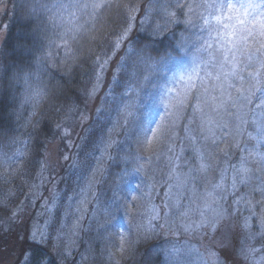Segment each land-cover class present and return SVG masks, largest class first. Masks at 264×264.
Listing matches in <instances>:
<instances>
[{"label": "snow or ice", "instance_id": "6c2138e0", "mask_svg": "<svg viewBox=\"0 0 264 264\" xmlns=\"http://www.w3.org/2000/svg\"><path fill=\"white\" fill-rule=\"evenodd\" d=\"M104 6L105 0H67V2L55 0L52 4L47 0H33L32 13L37 16L51 13L49 20H53L57 14L60 19H65L66 16L75 18L78 13L88 10L95 12ZM200 7L210 9L213 15L216 11L221 13L226 11L230 16L237 14L243 18V24L251 23L252 27L245 28L247 35L241 43H233L231 48L224 46L218 53L210 52L213 59L205 61L204 67H201L200 60L193 58V66L187 72V79L180 77L184 88L179 91L178 96L171 95L174 89L167 84L163 88L157 86L153 91L145 92L135 71L131 73L125 87L123 95L127 97L126 100L121 97L114 101L106 94L104 103L114 104L112 110L116 112V117L115 120H112L110 115L104 117L105 124L111 123L112 128L108 139L105 140L101 136L97 145L101 151L97 163L99 164L104 156L108 155V149L115 143L111 132L116 128L127 126L134 129L138 147L154 146L161 139H170L172 129L176 125L175 119L169 118H179L187 108H191L192 118L185 126V132L190 133L187 139L191 154L184 155V148H181L180 152H175L172 147L168 149L172 156L164 187L168 188V192L165 193V207L169 211H161L155 205L151 206L146 223L135 224L137 239L150 238L151 235L157 234V229L166 230L172 235L183 232L213 240L218 235L221 237L219 245L224 248L227 256H237L245 264H264V153L252 150L244 155L239 140L244 125L251 124L256 130V136L249 134V139L256 140L257 148L264 144V4L256 0H248L247 3L240 0L235 3L232 0H209ZM185 8L191 13L192 6L187 2L182 3L181 0L170 2L163 9L166 22L163 26H157L159 32L165 31L168 24L183 23L186 27L191 25V19L181 20L175 11ZM135 11V7L129 9V19H134L132 14ZM67 22L72 23V20L69 19ZM130 30L129 24L119 33L112 45L111 56L105 55L104 58L97 59L94 68L95 84L90 95H95L99 90L112 56L120 51L122 44L128 39ZM207 47L211 49L212 45L209 44ZM175 49L176 55L169 53L166 57L156 59L145 48L129 47L121 57L117 71L127 74L128 61L135 57L136 64L142 65L145 69L144 81H149L153 72H159L168 81V77L164 75L166 72L173 71V68L181 70L178 61L182 57L179 52L184 49V44L177 42ZM208 67L212 68L211 72L205 70ZM201 71L204 72V77H201V87L193 92V78L199 77ZM172 79L175 80V75ZM113 82L119 84L116 75H113ZM109 91L111 92V89ZM42 98V90L33 89L31 95L25 97V102L32 103L35 109V105ZM97 111L100 112L101 109ZM249 117L252 119L249 120ZM197 120L198 135L191 127ZM231 149L239 150L241 153L238 162L231 164L230 168L214 167L213 161L219 160L221 155L227 161L231 160L233 155ZM25 155L26 147H18L11 154L0 150V167L10 168L13 163H20ZM90 155L96 158L95 151ZM257 156L260 157L259 160L256 159ZM128 158L126 155L125 159ZM135 159L139 161L142 157L136 156ZM148 162L150 158L145 163H138L134 172L137 174L143 172ZM87 169L88 164L85 163L78 179H84ZM100 171H102L100 168L94 170L91 177L86 180L85 186L81 188L80 195L83 197L80 201L81 205L89 203V195H93L97 203L101 202V196L104 194L98 196L93 192L94 185L100 182L97 179ZM229 171H231V183L226 184ZM217 172L218 176L215 175ZM257 172L261 175L254 177ZM124 174H128L127 169ZM200 185L204 186L203 192L198 191ZM155 187V183L150 184L144 195L150 199ZM245 189L247 191H244ZM229 196L233 199L231 204L225 207L224 201ZM139 198L141 197L137 193L130 201L127 191L117 184L111 189V196H105L103 199L102 207L108 219L100 227L109 232L107 238L109 244L121 254L130 249L131 241L129 235L116 230L121 226L122 220H127L129 226H132L134 216L131 208L135 207L132 201ZM245 211L247 215L244 214ZM81 216H83L82 212ZM52 222L54 221H46L45 227L34 228L31 239L36 245L42 246L45 243L47 226ZM75 227H79V221ZM210 233L215 235L209 236ZM112 236L118 238V245L113 242ZM237 237L241 238L238 250L231 242ZM257 244L260 247H257ZM163 251L170 264H180L182 257L191 252L200 255L204 264H225V261L211 248L200 253L198 249L174 243ZM111 255L110 253V259ZM24 264H46V257L38 247L32 248L24 253Z\"/></svg>", "mask_w": 264, "mask_h": 264}, {"label": "rangeland", "instance_id": "374dc122", "mask_svg": "<svg viewBox=\"0 0 264 264\" xmlns=\"http://www.w3.org/2000/svg\"><path fill=\"white\" fill-rule=\"evenodd\" d=\"M170 2H173V0H134L133 3L129 4L130 6L126 7L127 26L131 25L128 39L131 36L130 34L135 31L159 37L168 29V25L173 26V24H168L163 32H159L157 27L165 24L166 18L163 9ZM181 2H187L192 6L191 13H189L188 8L176 9L175 11L181 20L191 19L192 24L187 27L183 23L174 24L182 26L178 42L184 44V49L179 52L182 57L178 61L181 70L178 71L173 68V71L164 74L168 77V81H172V83H168L159 72H153L150 80L144 81L145 69L142 65L136 64L135 57L128 61L127 74L118 72L117 65L121 57L129 47L132 48L127 39L122 44L120 51L112 56L99 90L95 95H90L95 84V79L93 80L88 92V110L81 112L79 109L73 108L65 112L62 118L58 120V126H62L63 129H61L59 136L46 143L43 152L44 157L36 175L26 173V163L30 158L31 145V133L29 132L33 129L34 115L30 117L22 135L14 144L6 147L0 146V150L8 154L15 152L18 147H26V155L20 163H13L10 168L0 167V264L16 263L18 243L22 240L24 234L21 228L26 229L28 240L34 243L31 239L34 228L37 226L45 227L46 221H54L47 226V239L41 246L43 251L40 250L46 257V264H66L70 260H74L75 264H104L109 260L110 253L112 254V262H117L121 253L116 252L111 247L107 239L109 232L100 227L108 219L104 215L103 199L105 196H111V189L117 184L127 191L130 201L131 197L137 195V193L141 197L136 201H132L135 205L131 208L134 216L132 226H129L127 220H122L121 226L116 230L129 235L130 241L137 237L135 224L146 223L147 213L151 206L155 205L161 211H169L165 207V193L168 192V188L164 187V181L168 179L169 161L172 156L168 149L172 147L175 152H180V149L184 148V155L191 154L187 139L190 133L185 132V126L192 118L191 108H187L179 118H169L175 119L176 125L172 129L170 139H161L154 146L138 147L135 142V130L127 126L116 128L111 132V137L115 143L108 149V155H105L99 164L97 161L101 156V151L97 145L101 136L105 140L108 139L112 128L111 123L105 124L104 117L110 115L112 120H115L116 117V112L112 110L114 104L104 103L105 96L108 94V98L114 101L121 97L126 100L127 97L123 94L133 71L139 77L145 92H151L157 86L163 88L167 84L174 89L171 95L178 96L179 91L184 88V83L180 77L183 76L185 80L187 79V72L193 66V58L200 60L201 67H204L205 61L213 59L210 52L218 53L224 46L231 48L233 43H241L247 35L245 28L252 27L251 23L248 25L243 24V18L237 14L230 16L226 11L224 13L216 11L213 15L210 9L200 7V5L208 3L209 0H181ZM232 2L235 3L237 0H232ZM240 2L247 3L248 0H240ZM256 2L264 4V0H256ZM131 7L136 8V11L132 14L134 19H129V9ZM201 15L203 18H201ZM209 44L212 45L211 49L207 47ZM205 70L211 72L212 68L208 67ZM113 75L117 76L119 84L113 82ZM174 75L175 80L172 79ZM201 77H204L203 71L200 72L199 77L193 78V92L201 87ZM109 89H111V92ZM191 102L194 103V101ZM91 108L93 110H91L92 114L90 115ZM97 109H101V111L98 112ZM251 119L249 117V120ZM82 125L85 137L78 141L76 150L65 161V157L60 155V142L62 139H66V136L62 134L66 132L67 135H74L73 130L80 128ZM198 125V120L191 125L196 130L197 135L199 134ZM66 128L68 129L66 130ZM93 132L96 133V137L92 139L91 143L85 145L87 135ZM249 134L256 136L255 128L251 124L244 125L243 134L239 137L241 148L244 149L243 154L247 155L252 150L264 153V144L257 148L256 140H250ZM221 146L223 147V145ZM93 151H95V159L90 155ZM230 151L233 153L231 160L227 161L221 155L219 160L213 161L214 167L230 168L231 164L237 163L241 153L236 149ZM126 155L129 157L127 160L125 159ZM136 156H141L142 159L137 161ZM149 158L150 162L145 164V170L138 174L135 173L134 169L137 164L145 163ZM256 159L259 160L260 157L257 156ZM85 163L88 164L85 177L84 179H78L81 168ZM74 164L77 166L74 167ZM97 168L102 170L97 175L100 182L110 178L114 183L109 192L107 190L100 191V182L95 184L93 192L98 196L104 194L101 196V202L97 203L94 196L89 195V203L81 205L80 201L83 199L80 195L81 188L85 186L86 180L91 177L92 172ZM126 169L128 174H124ZM215 175L218 176V172ZM259 175L261 174L257 172L254 177ZM228 176L229 179L226 184L231 183V171H229ZM152 183H155L156 187L151 192L149 199L144 193ZM44 187H49V189L44 192L42 191ZM198 191L203 192L204 186L200 185ZM70 197L71 199H69ZM232 199L233 197L229 196L224 201L225 207L231 204ZM184 203H187V201H184ZM81 212L83 216H81ZM244 214L247 215V212L245 211ZM77 221H79L78 228L75 227ZM158 233L168 232L157 229ZM213 235L215 234H209V236ZM171 236L174 241L164 244V249L170 248L174 243L179 246L198 249L200 253H204L205 249L211 248L225 261V264H229L228 261H230V264H245L241 258L225 254L224 248L219 245L221 237L218 235L215 236L214 240L198 234L188 235L183 232L176 235L171 234ZM240 239V237H237L231 241L237 250L240 246ZM112 240L115 244H119L116 236H112ZM256 246L260 247L259 244ZM163 260L164 264H170L164 251ZM18 264H24V256ZM180 264H204V261L196 252H191L182 257Z\"/></svg>", "mask_w": 264, "mask_h": 264}, {"label": "trees", "instance_id": "16d2710c", "mask_svg": "<svg viewBox=\"0 0 264 264\" xmlns=\"http://www.w3.org/2000/svg\"><path fill=\"white\" fill-rule=\"evenodd\" d=\"M47 2L52 4L55 0ZM133 2L105 0V6L95 12H80L73 19L67 16L60 19L57 14L49 20L51 13L39 16L32 13L33 0H0V146L14 144L35 111L33 129L29 132L31 145L26 173L36 175L46 143L61 134L63 127L58 126V120L63 114L73 108L81 112L88 110V92L95 79V63L98 58L112 53L114 41L127 27L126 7ZM69 19L72 23L67 22ZM181 28V25H168L159 37L135 31L128 42L134 49L145 48L156 59L169 53L176 55L175 45ZM33 89L43 93L35 109L32 103L25 102ZM76 130H73L74 135L62 134L66 139L60 142V155L67 157L65 161L76 150L78 141L85 137L83 125ZM95 137L94 132L88 134L84 144L88 145ZM113 183L110 178L101 180L100 191L109 192ZM47 189L49 187H44L42 191ZM21 230L24 234L18 243L15 264L32 248L43 251L41 246L28 240L26 229ZM173 241L168 233H158L147 239L135 237L130 249L121 254L117 262L164 264V244ZM117 262L109 258L104 264ZM66 264H75V261Z\"/></svg>", "mask_w": 264, "mask_h": 264}, {"label": "water", "instance_id": "95a60500", "mask_svg": "<svg viewBox=\"0 0 264 264\" xmlns=\"http://www.w3.org/2000/svg\"><path fill=\"white\" fill-rule=\"evenodd\" d=\"M230 263V261H228Z\"/></svg>", "mask_w": 264, "mask_h": 264}]
</instances>
